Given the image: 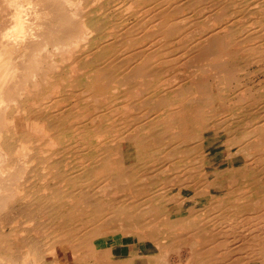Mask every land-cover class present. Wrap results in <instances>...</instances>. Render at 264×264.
Here are the masks:
<instances>
[{"label":"bare ground","instance_id":"obj_1","mask_svg":"<svg viewBox=\"0 0 264 264\" xmlns=\"http://www.w3.org/2000/svg\"><path fill=\"white\" fill-rule=\"evenodd\" d=\"M0 264H264V0H0Z\"/></svg>","mask_w":264,"mask_h":264},{"label":"rangeland","instance_id":"obj_2","mask_svg":"<svg viewBox=\"0 0 264 264\" xmlns=\"http://www.w3.org/2000/svg\"><path fill=\"white\" fill-rule=\"evenodd\" d=\"M251 69H253V68H251V67H249V69H248V71H250ZM247 71V70H246ZM242 74V73H241ZM213 140H209V142H208V144H211V143H213L212 142ZM226 165V164H225ZM118 239L117 240H121L119 237H117ZM117 240H111L109 243H108V245L109 246H112V245H114V244H116L117 242ZM121 241H123L124 242V239H122ZM125 241L127 242V243H133V241L132 240H129V238H125ZM131 241V242H130ZM131 251H138V249L136 248V249H132ZM140 263H141V261H140Z\"/></svg>","mask_w":264,"mask_h":264}]
</instances>
